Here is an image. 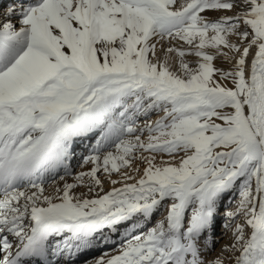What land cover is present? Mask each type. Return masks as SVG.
<instances>
[{
    "label": "snow or ice",
    "instance_id": "obj_1",
    "mask_svg": "<svg viewBox=\"0 0 264 264\" xmlns=\"http://www.w3.org/2000/svg\"><path fill=\"white\" fill-rule=\"evenodd\" d=\"M0 264H264V0L0 5Z\"/></svg>",
    "mask_w": 264,
    "mask_h": 264
},
{
    "label": "bare ground",
    "instance_id": "obj_2",
    "mask_svg": "<svg viewBox=\"0 0 264 264\" xmlns=\"http://www.w3.org/2000/svg\"><path fill=\"white\" fill-rule=\"evenodd\" d=\"M5 1H7V0H0V5H2V3L5 2ZM8 2L11 3L12 0H8Z\"/></svg>",
    "mask_w": 264,
    "mask_h": 264
},
{
    "label": "rangeland",
    "instance_id": "obj_3",
    "mask_svg": "<svg viewBox=\"0 0 264 264\" xmlns=\"http://www.w3.org/2000/svg\"><path fill=\"white\" fill-rule=\"evenodd\" d=\"M8 3H9V2H8V0H7V1L3 2L2 5H7Z\"/></svg>",
    "mask_w": 264,
    "mask_h": 264
}]
</instances>
